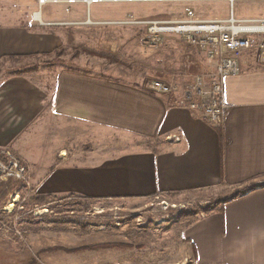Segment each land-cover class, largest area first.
<instances>
[{
  "label": "crops",
  "instance_id": "0c3cea01",
  "mask_svg": "<svg viewBox=\"0 0 264 264\" xmlns=\"http://www.w3.org/2000/svg\"><path fill=\"white\" fill-rule=\"evenodd\" d=\"M235 2L237 17L264 18V4L246 16ZM212 4L219 17L203 20L229 16V2ZM39 9L42 22L34 18ZM92 9L94 18L106 14ZM85 10L80 3L0 0V147L11 145L29 161L44 194L144 200L223 183L239 188L187 227L193 264H264V64L246 51L241 71L226 78L232 107L222 127L180 105L179 93L117 77L107 62L61 68L53 91L29 73L5 75V62L33 64L67 43L68 33L82 31L86 26L77 22ZM173 133L181 140L167 138ZM16 235L0 238V264H53L51 248L32 257L12 244ZM31 241V252L40 251L43 245Z\"/></svg>",
  "mask_w": 264,
  "mask_h": 264
},
{
  "label": "rangeland",
  "instance_id": "374dc122",
  "mask_svg": "<svg viewBox=\"0 0 264 264\" xmlns=\"http://www.w3.org/2000/svg\"><path fill=\"white\" fill-rule=\"evenodd\" d=\"M217 2L228 4L104 2L93 4V13H106L97 18L90 14L92 5L84 4L86 19L77 22L86 26L82 31L68 33L67 43L37 56L33 64L21 60L11 65L5 62L4 73L6 76L29 73L36 82L48 84L53 91L61 68L80 69L84 64L107 62L114 66L117 77L141 78L148 84L156 78H165L186 84L199 66L210 70L214 64L178 34L167 33L157 44L148 41L147 21L203 20L206 19L203 15L209 13L218 18L220 12L212 4ZM254 4L264 1L236 0L237 14H254ZM51 121L58 123L59 118L52 116ZM37 147L36 151L41 152V146ZM13 150L32 168L29 161ZM239 191L223 183L205 190L161 194L144 200L51 195L39 192L31 169L25 178L0 179V238L3 233L16 235L18 230L20 235L11 239L12 244L29 250L27 253L32 257H41L42 248H51L53 252L46 254L53 264H193L187 227ZM31 238L43 245L40 251L31 252Z\"/></svg>",
  "mask_w": 264,
  "mask_h": 264
},
{
  "label": "built area",
  "instance_id": "2783aa9c",
  "mask_svg": "<svg viewBox=\"0 0 264 264\" xmlns=\"http://www.w3.org/2000/svg\"><path fill=\"white\" fill-rule=\"evenodd\" d=\"M193 1H228L231 11L226 18L212 20L147 21L146 38L157 44L167 33L178 34L212 62L214 68L209 70L199 66L195 73H191L192 79L186 84L156 78L148 87L160 94L179 93L180 105L201 111L211 124L222 127L232 107L227 99L226 78L241 71V56L246 51L256 55L264 64V18L237 17L233 12L236 0H39V6L47 3H83L90 7L104 2ZM34 18L42 22L40 9L34 12ZM167 138L181 140L177 133L170 134ZM30 171L29 165L21 161L12 147H0V179L25 178ZM16 232L20 235L18 230Z\"/></svg>",
  "mask_w": 264,
  "mask_h": 264
}]
</instances>
